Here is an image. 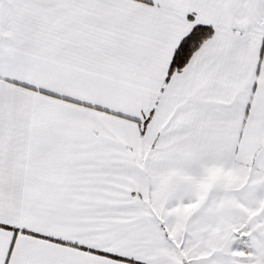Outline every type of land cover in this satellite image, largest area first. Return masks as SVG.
<instances>
[{"label": "snow or ice", "instance_id": "1", "mask_svg": "<svg viewBox=\"0 0 264 264\" xmlns=\"http://www.w3.org/2000/svg\"><path fill=\"white\" fill-rule=\"evenodd\" d=\"M0 264H264V0H0Z\"/></svg>", "mask_w": 264, "mask_h": 264}]
</instances>
